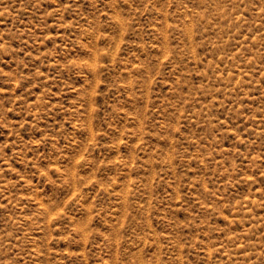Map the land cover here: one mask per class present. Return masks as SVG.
Listing matches in <instances>:
<instances>
[{"label": "rangeland", "instance_id": "374dc122", "mask_svg": "<svg viewBox=\"0 0 264 264\" xmlns=\"http://www.w3.org/2000/svg\"><path fill=\"white\" fill-rule=\"evenodd\" d=\"M0 264H264V0H0Z\"/></svg>", "mask_w": 264, "mask_h": 264}]
</instances>
